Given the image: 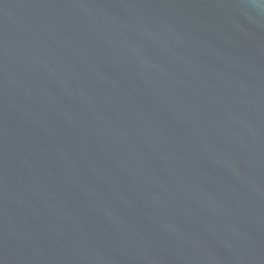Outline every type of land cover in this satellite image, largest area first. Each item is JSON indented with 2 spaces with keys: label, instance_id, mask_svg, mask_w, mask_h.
<instances>
[{
  "label": "water",
  "instance_id": "water-1",
  "mask_svg": "<svg viewBox=\"0 0 264 264\" xmlns=\"http://www.w3.org/2000/svg\"><path fill=\"white\" fill-rule=\"evenodd\" d=\"M0 264H264V0H0Z\"/></svg>",
  "mask_w": 264,
  "mask_h": 264
}]
</instances>
